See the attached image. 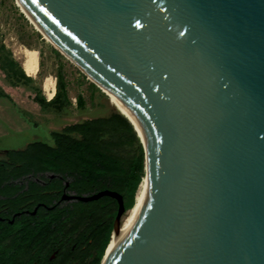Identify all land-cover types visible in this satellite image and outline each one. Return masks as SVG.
<instances>
[{"label":"water","instance_id":"95a60500","mask_svg":"<svg viewBox=\"0 0 264 264\" xmlns=\"http://www.w3.org/2000/svg\"><path fill=\"white\" fill-rule=\"evenodd\" d=\"M19 1L129 113L151 161L102 264H264V0ZM103 195L114 234L121 193L73 198Z\"/></svg>","mask_w":264,"mask_h":264},{"label":"trees","instance_id":"16d2710c","mask_svg":"<svg viewBox=\"0 0 264 264\" xmlns=\"http://www.w3.org/2000/svg\"><path fill=\"white\" fill-rule=\"evenodd\" d=\"M56 52L61 56L60 51L56 49ZM0 69L11 86H23L31 91L42 112L53 113L54 122L59 125L51 127L49 121L36 122L28 112L20 110L33 129L43 128L46 135H37L23 148L8 149L0 156V213L4 212V206L13 212L32 208L38 201L51 205L56 193L65 188L66 179L77 195L109 189L123 195L126 209L132 208L146 173V153L128 117L113 106L110 114L71 120L74 103L62 64L56 74L57 91L50 99L42 84L25 71L22 62L5 44L0 46ZM89 89L92 99L96 91L107 96L94 82L89 84ZM0 92L11 99L8 93ZM77 109L80 112L88 109L82 93L77 96ZM44 172L62 178L49 177V184L44 186L28 177ZM47 206L43 204L37 215L25 213L18 219L16 237L63 235L64 262L102 264L115 227L118 200L103 195L89 201L76 198L63 202L62 207L59 204L53 208Z\"/></svg>","mask_w":264,"mask_h":264},{"label":"rangeland","instance_id":"374dc122","mask_svg":"<svg viewBox=\"0 0 264 264\" xmlns=\"http://www.w3.org/2000/svg\"><path fill=\"white\" fill-rule=\"evenodd\" d=\"M1 44H5L20 62L24 60L23 53L26 47L38 48L39 54L40 51L42 52L39 55L40 67L36 75L42 86L45 77L53 74L56 78L60 64L63 65L66 79L70 83L69 93L74 103L71 120L76 121L106 112L110 114L113 106L119 109L110 96H103L99 91L95 92V97L92 99L89 84L93 81L67 56L61 52V56L58 55L56 45L38 30L22 11L17 0H0V46ZM1 90L8 93L11 99L1 95L0 92V156L8 149L23 148L37 135H46L45 129L32 128V125L21 115V109L28 112L36 122L49 121V126H59L54 122L53 113L42 112L40 105L34 101V94L31 91L23 86H11L0 69ZM80 93L87 100L88 109L83 112L77 109V96ZM127 214L124 215L123 220Z\"/></svg>","mask_w":264,"mask_h":264},{"label":"flooded vegetation","instance_id":"af4514ba","mask_svg":"<svg viewBox=\"0 0 264 264\" xmlns=\"http://www.w3.org/2000/svg\"><path fill=\"white\" fill-rule=\"evenodd\" d=\"M57 176L62 178L60 175L49 172L28 175L30 179L40 182L44 186L49 184L47 178ZM25 183L29 184L28 180ZM63 183L65 188L62 192L56 193L57 197L53 199L49 206L46 205V202L38 201L32 208L28 207L24 210L13 212L4 206V212L0 213V264H76V260L63 261V235L24 237V239L16 237L15 223L25 213L37 215L43 204L49 208H53L57 204L62 207L63 202L67 203L76 199L73 196L77 195V193L69 188L70 181L66 179Z\"/></svg>","mask_w":264,"mask_h":264},{"label":"bare ground","instance_id":"6f19581e","mask_svg":"<svg viewBox=\"0 0 264 264\" xmlns=\"http://www.w3.org/2000/svg\"><path fill=\"white\" fill-rule=\"evenodd\" d=\"M17 2L20 5L22 11L26 14V16L37 26L38 30L42 34L46 35L39 28V26L37 25V23L35 22L33 17L24 8L22 3L19 0H17ZM47 38L50 39L54 45H56L49 36H47ZM23 54H24V60H22L23 61L22 63H23L25 71L28 74L32 75L33 77H36V75L38 74V71H39V67H40V60H39L40 54H39L38 48L26 47ZM56 83H57L56 78L53 76V74L47 75L45 77L44 83H43V88H44L45 94L47 95L48 98H52L55 95V93L57 91V84ZM108 95L112 98L114 103L118 106L119 110H121L124 115H126L127 117H129V119H131V121H133V119L131 118L129 113L124 109V107L110 93ZM151 175H152V165H151L149 155L147 153L146 173H145V176H144V178L141 182V185L139 187L135 205L129 210L127 216L123 220V224H122L121 229L119 231H116L113 234L111 242H110L109 247L107 249L106 255H109L110 253H112L114 251V249L119 244L123 235H125L128 232V230L131 226V223H132V221H133V219H134V217H135V215H136V213H137V211H138V209L142 203V200H143L147 185L149 183V180L151 178Z\"/></svg>","mask_w":264,"mask_h":264},{"label":"crops","instance_id":"0c3cea01","mask_svg":"<svg viewBox=\"0 0 264 264\" xmlns=\"http://www.w3.org/2000/svg\"><path fill=\"white\" fill-rule=\"evenodd\" d=\"M40 54H42V52L40 51ZM23 64V63H22ZM36 78V77H35ZM56 82H57V76H56ZM57 84V83H56ZM44 89V88H43ZM44 93H45V91H44ZM47 96V95H46ZM48 99H50V98H48Z\"/></svg>","mask_w":264,"mask_h":264}]
</instances>
